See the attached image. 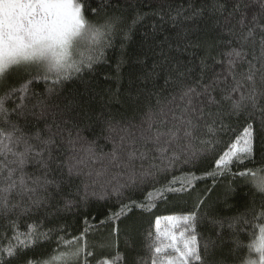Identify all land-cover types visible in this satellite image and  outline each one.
<instances>
[{"label":"snow or ice","instance_id":"snow-or-ice-1","mask_svg":"<svg viewBox=\"0 0 264 264\" xmlns=\"http://www.w3.org/2000/svg\"><path fill=\"white\" fill-rule=\"evenodd\" d=\"M140 19L137 17L133 25ZM122 22L119 17H108L103 23H91L84 14L81 0H0V221L11 230L8 244H0V264H6V260L11 264L12 259H19L30 246L49 238L54 229L43 230L44 223L38 214L48 211L52 200L61 193V185L65 182L71 185L73 178L84 177L77 195L85 204L90 196L106 198L105 193L113 184L111 192L118 198L124 195V189L151 186V191L144 189L150 198L147 204L132 199L127 203L119 201L120 210L110 218L119 220L133 207L150 210L155 201L165 199L167 193L185 191L196 177L177 176V169L195 165L216 153L229 132L234 134L230 147L213 157L216 171L209 174L215 177L231 173L233 164L253 158L257 113L264 129V103H261L264 101V36L260 37L257 51L252 29L247 33L232 31L238 46L225 53L226 68L222 73H214L216 78H210L209 82L204 79L207 65L203 60L201 75L193 82L179 61L173 67L162 53L157 65L160 71L154 68L144 78L152 87L140 89L136 98L138 104L147 109L145 119L137 126L138 134L132 131L131 124L114 125L105 119L109 133H115L110 136L113 145L110 153L98 154L95 142L85 147L80 133L76 132L73 137L65 121L54 120L55 131L52 128L46 133L33 130L28 117L35 116L37 108L43 117L52 106L47 99L38 98L37 103L29 107L30 99L36 95L32 85L50 82L52 86L47 92L52 96L58 86L92 70L103 59L104 49L111 46V37ZM239 23L242 30L243 19ZM249 41L251 50L246 47ZM165 69L163 84H158ZM14 75L23 77L18 87L10 84ZM221 84L224 86L220 87ZM233 118L241 122L239 129L233 127ZM20 120L24 121L23 125ZM61 140L73 146L74 152L80 145L89 161L103 164L107 160V165L99 171L85 172L81 167L83 158L73 157L76 162L66 165L56 163L64 146ZM112 168L119 171L112 172ZM56 171H59V179ZM238 175L246 177L264 199V169L240 171ZM121 177H126L123 183ZM158 178L167 183L155 187ZM97 186L102 189L99 193ZM72 206L71 200L65 204L66 209ZM33 216L37 218L26 225V231H21L20 218ZM160 219L155 222L154 234H148V258L141 259L140 264H213L206 254L215 242H202L197 232L200 217L196 212L163 217V227ZM257 219L264 220V203L251 220L242 213L228 222L227 226L234 233L233 252L244 248L248 251L247 258L240 259L239 264H264V224H255ZM212 223L224 227L221 220ZM246 226H252L247 232L250 238L247 244L240 239ZM60 231L64 230H56L57 244L64 250L56 251L46 264H91L89 258L93 252L86 238L88 229L69 239L59 236ZM118 232V227L113 228L114 234ZM123 259L117 253L113 260L100 264H117Z\"/></svg>","mask_w":264,"mask_h":264},{"label":"trees","instance_id":"trees-1","mask_svg":"<svg viewBox=\"0 0 264 264\" xmlns=\"http://www.w3.org/2000/svg\"><path fill=\"white\" fill-rule=\"evenodd\" d=\"M84 5V14L93 24L103 23L108 17H119L123 21L116 34L111 37V46L104 49L103 59L93 66L92 70H86L79 77L58 86L56 93L48 95L47 89L51 83L40 82L33 84L35 96L29 101V107L37 103L38 98H45L52 106L49 113L43 117L39 109H35L36 115L29 116L33 130L46 133L52 128L53 121L66 122L67 131L76 132L83 138V144L95 142L98 154L110 153L112 142L105 119L111 120L114 125L133 126L132 131L137 132V126L145 119L147 110L138 104L137 96L140 89L151 88V82L145 83V76L156 68L163 56L168 58L169 64L175 67L176 62L187 72L188 78L195 81L201 75V61L207 65L204 79L209 82L215 79L214 73H222L227 65L225 53L231 47H237L232 35L234 30L247 33L254 30L256 49L259 50V40L264 36V0H81ZM238 5V7H237ZM95 9V12L91 11ZM141 17L138 23L133 21ZM243 19L241 30L239 21ZM246 47L251 50V41ZM161 73L158 84H163ZM22 76L14 75L10 84L18 87ZM223 79V76L219 77ZM224 85L221 84L220 87ZM2 91V90H0ZM219 94V90L217 93ZM264 103V101H261ZM21 125L24 121L20 120ZM233 127L239 129L240 123L233 118ZM76 125H79L77 128ZM256 127L255 151L251 160H245L240 164L231 166V173L213 177L209 173L216 171L213 157L227 151L229 141L233 133L229 132L223 137V141L216 153L202 158L195 165H185L178 168L175 175L192 176L191 185L179 193H167L165 199H157L150 210L133 207L132 211L119 220L110 219L120 210V200L127 203L129 199L138 203L147 204L145 188L151 191L152 187L145 185L142 188L124 189V195L117 197L111 192V187L105 193L106 198L100 199L90 196L87 203L80 202L77 192L82 188L81 180L84 177L73 178L69 185L67 182L61 185V193L53 200L47 212L38 214L44 223V229H54L47 240H40L30 246L19 259H12L11 264H46L56 251H63V247L57 244L59 236L65 239L83 233L87 228V242L89 250L93 252L90 257L91 264H100L104 260H113L117 253L124 259L117 264H140L141 259L148 258V234L155 232L157 218L167 216H181L196 212L200 217L197 232L204 240H211L214 246L210 248L206 258L213 264H239L240 259L247 258L246 248L233 252L234 233L227 225L232 217L242 213L251 220L254 213L258 215L264 199L255 192L254 187L246 177H240V171L249 169H264V129L260 126V117L257 113L254 121ZM55 131L54 128H52ZM67 131L64 136L67 137ZM60 139V137H57ZM63 148L59 151L58 164L75 163L76 158H83L81 165L84 171L93 172L102 170L107 165V160L101 162L89 161L86 153L80 150V145L73 146L61 140ZM55 168V165H53ZM190 169V171H189ZM29 171H32L30 168ZM112 172L119 171L112 168ZM65 180L67 169H64ZM55 175L59 179V171ZM123 183L126 177H121ZM168 179H171L169 175ZM155 187L161 183H167L162 178ZM179 187V185H177ZM97 192H101L99 186ZM82 195V193H81ZM73 201V206L65 208L67 201ZM203 203H200V202ZM47 216V219L44 217ZM37 217L20 218V230L26 231V225ZM213 220H221L224 227L213 224ZM86 222V223H85ZM255 224H264V220L257 219ZM118 227V235L113 233V228ZM252 226H246V231L240 233V239L245 244L250 242L248 231ZM67 233V235H65ZM258 234V233H257ZM11 236L10 228L0 221V244L7 245ZM255 259V254L252 256ZM6 264H8L6 260Z\"/></svg>","mask_w":264,"mask_h":264},{"label":"rangeland","instance_id":"rangeland-1","mask_svg":"<svg viewBox=\"0 0 264 264\" xmlns=\"http://www.w3.org/2000/svg\"><path fill=\"white\" fill-rule=\"evenodd\" d=\"M84 49L86 50V46H84ZM160 223H161V227H163L164 224H165V221L164 220H161Z\"/></svg>","mask_w":264,"mask_h":264}]
</instances>
